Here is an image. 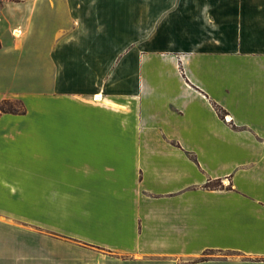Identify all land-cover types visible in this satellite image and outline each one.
<instances>
[{"label": "crops", "instance_id": "1", "mask_svg": "<svg viewBox=\"0 0 264 264\" xmlns=\"http://www.w3.org/2000/svg\"><path fill=\"white\" fill-rule=\"evenodd\" d=\"M126 2L1 0L0 264H264V0Z\"/></svg>", "mask_w": 264, "mask_h": 264}, {"label": "rangeland", "instance_id": "2", "mask_svg": "<svg viewBox=\"0 0 264 264\" xmlns=\"http://www.w3.org/2000/svg\"><path fill=\"white\" fill-rule=\"evenodd\" d=\"M126 5L125 7H122L118 9L117 7H114V3H111L110 6V15L114 16L117 15V13L120 11V15H122L125 18V26L126 30L125 32L127 33L126 37V42L129 43L134 40L135 35H133V31L139 32L140 30L146 28H149V16L151 15L152 10H158V16H160L161 12L165 10L164 8L166 5H168V0H158V3H150L148 0H126ZM136 1V2H135ZM1 3V0H0ZM137 4V6L134 8V5ZM99 11L101 9L99 8ZM105 12V9H104ZM100 13V12H99ZM97 16V14H96ZM136 17L137 23L135 24V19L133 17ZM112 18V17H111ZM114 24L111 22V27ZM112 31V30H111ZM131 32L130 34H128ZM14 107L17 109H21L19 103H15Z\"/></svg>", "mask_w": 264, "mask_h": 264}, {"label": "trees", "instance_id": "3", "mask_svg": "<svg viewBox=\"0 0 264 264\" xmlns=\"http://www.w3.org/2000/svg\"><path fill=\"white\" fill-rule=\"evenodd\" d=\"M17 102H18L17 100L3 99L2 101H0V110L1 111H5V112H21V111H23L22 108L21 109H17V108L14 107V104L17 103Z\"/></svg>", "mask_w": 264, "mask_h": 264}, {"label": "built area", "instance_id": "4", "mask_svg": "<svg viewBox=\"0 0 264 264\" xmlns=\"http://www.w3.org/2000/svg\"><path fill=\"white\" fill-rule=\"evenodd\" d=\"M224 118H225V119H227V118H228V116H227V115H224Z\"/></svg>", "mask_w": 264, "mask_h": 264}, {"label": "bare ground", "instance_id": "5", "mask_svg": "<svg viewBox=\"0 0 264 264\" xmlns=\"http://www.w3.org/2000/svg\"><path fill=\"white\" fill-rule=\"evenodd\" d=\"M15 33H17V31H15Z\"/></svg>", "mask_w": 264, "mask_h": 264}]
</instances>
